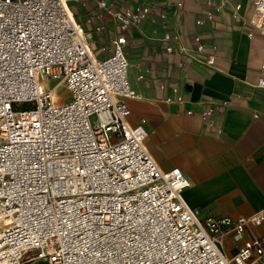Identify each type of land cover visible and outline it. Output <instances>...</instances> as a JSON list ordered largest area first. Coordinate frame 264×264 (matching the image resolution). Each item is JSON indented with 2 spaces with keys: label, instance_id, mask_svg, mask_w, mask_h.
Here are the masks:
<instances>
[{
  "label": "built area",
  "instance_id": "1",
  "mask_svg": "<svg viewBox=\"0 0 264 264\" xmlns=\"http://www.w3.org/2000/svg\"><path fill=\"white\" fill-rule=\"evenodd\" d=\"M136 2L0 0V264H264V236L232 257L223 247L261 225L264 209L201 218L183 196L185 173L164 171L151 155L146 121H128L126 100L141 97L129 78L127 31L150 20L166 53L187 52L166 12ZM254 6L249 24L264 37V0ZM193 45L194 61L215 67L201 34ZM50 81L56 87L42 90ZM61 87L70 101L57 97ZM201 116L215 126L213 108Z\"/></svg>",
  "mask_w": 264,
  "mask_h": 264
},
{
  "label": "crops",
  "instance_id": "2",
  "mask_svg": "<svg viewBox=\"0 0 264 264\" xmlns=\"http://www.w3.org/2000/svg\"><path fill=\"white\" fill-rule=\"evenodd\" d=\"M147 1L167 13L169 31L180 36L187 52L166 53L163 31L154 32L150 20L127 31L129 78L141 97L126 100L128 121L132 126L146 121L151 155L164 171L185 173L191 185L183 196L201 218L252 216L264 209V88L259 86L264 37L249 24L255 0H226L223 8L220 0L211 8L197 0ZM207 11L213 20L206 18ZM151 18L159 19L156 12ZM197 34L205 51L216 54L215 67L194 61ZM208 108L214 110L213 128L201 116ZM261 236L264 222L226 237L223 247L232 257L245 242Z\"/></svg>",
  "mask_w": 264,
  "mask_h": 264
},
{
  "label": "rangeland",
  "instance_id": "3",
  "mask_svg": "<svg viewBox=\"0 0 264 264\" xmlns=\"http://www.w3.org/2000/svg\"><path fill=\"white\" fill-rule=\"evenodd\" d=\"M72 5H74L73 2H71V6ZM77 19L80 20L82 18L81 17H77ZM94 40L95 41H101L102 39H100V37H98V35H95ZM49 83H50V85H49L48 88H50V89L55 88L56 85H57V82L56 81H50ZM57 93H58V95L61 98L65 99L67 101H70L71 96H70V93L68 92V90L66 88H64V87L59 88Z\"/></svg>",
  "mask_w": 264,
  "mask_h": 264
},
{
  "label": "bare ground",
  "instance_id": "4",
  "mask_svg": "<svg viewBox=\"0 0 264 264\" xmlns=\"http://www.w3.org/2000/svg\"><path fill=\"white\" fill-rule=\"evenodd\" d=\"M49 85H50L49 82H42V83H41V89H42V90H46V89L49 87ZM58 89H59V88H57V92H58ZM56 95H57V97H60V96L58 95V93H57Z\"/></svg>",
  "mask_w": 264,
  "mask_h": 264
}]
</instances>
